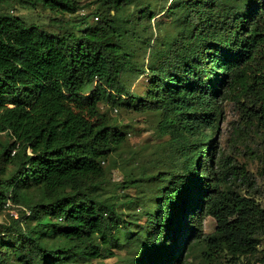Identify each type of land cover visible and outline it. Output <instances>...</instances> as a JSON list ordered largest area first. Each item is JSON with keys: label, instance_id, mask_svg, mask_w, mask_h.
Masks as SVG:
<instances>
[{"label": "trees", "instance_id": "obj_1", "mask_svg": "<svg viewBox=\"0 0 264 264\" xmlns=\"http://www.w3.org/2000/svg\"><path fill=\"white\" fill-rule=\"evenodd\" d=\"M23 1L71 14L84 7V0ZM98 1L109 10L95 11V24L83 14L68 29L0 11V133L9 136L0 148V210L8 200L24 206L0 223V264L105 258L117 233L132 230L117 203L98 192L102 162L127 140L101 102L159 112L165 137L166 153L127 180L129 186L144 177L156 182L138 232L140 255L131 264H182L186 244L202 234L201 213L216 220L210 251L227 252L234 263L257 255L264 206L254 196L255 178L220 152L215 135L227 99L264 135V0H171L168 10L182 27L163 44L148 40L155 57L140 68L122 26L133 19L121 14L132 0ZM138 12L137 19L155 16L149 6ZM134 70L150 77L144 94L125 82ZM237 180L246 194L232 187ZM21 186H35L41 197L27 200ZM49 234L52 244L44 240ZM246 258L243 264H256Z\"/></svg>", "mask_w": 264, "mask_h": 264}, {"label": "rangeland", "instance_id": "obj_2", "mask_svg": "<svg viewBox=\"0 0 264 264\" xmlns=\"http://www.w3.org/2000/svg\"><path fill=\"white\" fill-rule=\"evenodd\" d=\"M171 2V0H132L121 12L123 18H133L132 21L122 22V26L128 29L125 46L136 67L150 65L155 57L156 48L149 47L148 40L151 44H163L180 31L182 25L179 15L168 10ZM82 4H84L83 8L71 14L52 11L41 3L0 0V11H8L29 23L44 24L50 29L58 30L62 27L68 29L74 25L78 26L81 16L89 13L88 20L95 24L98 18L94 12L99 10L105 13L109 10L108 5H103L96 0H84ZM144 6H149L150 10L155 12L153 18L150 19L148 16L136 18V13H140L139 9ZM163 9L166 11L162 12ZM124 79L132 92L144 94L150 77L147 73H137V70H134L127 71ZM100 106L120 130L127 134V140L102 162L105 175L98 191L99 196L116 202L123 217L132 222L133 228L129 232L117 233L118 243L111 247L113 253L108 257L93 261L81 260L76 264H131L130 261L140 255L141 241L138 232L144 230L147 211L151 206V193L156 187V182L144 177L137 185L129 186L127 180L139 176L141 170L148 168L153 160L161 158V155L166 153L165 137L159 133L158 129L159 112L149 110L139 112L131 107L112 106L107 102H101ZM253 122L247 120L246 113L241 110L238 103L227 99L224 101L223 120L215 138L219 142L220 152L232 156L237 164L244 166L253 174L257 189L254 196L264 206V176L261 174L264 135ZM8 139L7 134L0 133V148ZM158 169L159 166L150 168L152 171ZM232 187L243 194H246L248 190L247 185L241 180L233 182ZM20 191L27 200L32 202L41 197L40 191L35 186L28 188L21 186ZM22 208L24 206L21 203L15 204L10 201V205L0 210V223L8 222L15 213L19 215ZM198 219V223L202 225V234L186 244L182 253V264H243L247 260L246 257H250L256 264L263 261L262 257L260 259L261 251L254 256H242L238 263H234L227 252L210 251L208 240L215 231L216 220L206 213H201ZM28 223L34 226L35 220H30ZM134 233L137 235L132 236ZM258 239L261 243L264 237L258 235ZM44 240L47 244L55 242V238L50 234L45 235ZM59 243H64V240H59Z\"/></svg>", "mask_w": 264, "mask_h": 264}, {"label": "built area", "instance_id": "obj_3", "mask_svg": "<svg viewBox=\"0 0 264 264\" xmlns=\"http://www.w3.org/2000/svg\"><path fill=\"white\" fill-rule=\"evenodd\" d=\"M10 205V200H8L6 203H5V206H8ZM15 217L18 216V214H14ZM258 248L259 250L261 251V257H262V260L261 262H259L258 264H264V240L258 244Z\"/></svg>", "mask_w": 264, "mask_h": 264}]
</instances>
